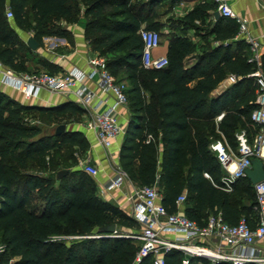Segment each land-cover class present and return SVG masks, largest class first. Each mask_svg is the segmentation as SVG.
<instances>
[{
    "label": "trees",
    "instance_id": "1",
    "mask_svg": "<svg viewBox=\"0 0 264 264\" xmlns=\"http://www.w3.org/2000/svg\"><path fill=\"white\" fill-rule=\"evenodd\" d=\"M82 1L87 44L104 58L116 81H127L130 117L119 150L120 170L139 187L154 186L169 213L177 211L175 201L185 189V203L198 211H219L225 222L234 224L228 217L236 218L240 211L231 193L213 184L219 182L221 171L209 144L223 135L235 149L237 132L243 130L251 140L264 127L250 118L258 106L256 85L249 76L258 68L264 76V54L259 66L249 62L248 44L236 37L237 23L232 18L213 19L207 12L216 10L212 2L165 24L156 11L161 0ZM6 8L12 11L11 21L33 31L37 42L65 32L63 25L46 31L53 18L68 24L78 21L76 0H0V61L16 72L31 71L25 69V45L11 27ZM29 14L33 23H27ZM142 28L167 37L165 67L142 66ZM188 30H201L199 43L186 34ZM228 75L235 81L212 96ZM222 109L225 115L217 134L214 118ZM82 112L73 103L50 108L20 104L0 91V264H152L151 256L134 261L140 244L128 235L140 225L133 216L97 195L93 177L77 167L73 152L68 158L72 164L61 163L63 149H86L83 135L41 134L40 127L25 117L38 113L59 123ZM34 163L40 168H32ZM62 169L69 172L58 177ZM243 181L242 186L234 184L233 192L236 197L244 193L254 207L255 195ZM185 215L204 223L205 215L192 208ZM110 224L114 232L99 231ZM181 257L180 251L171 250L164 264H181ZM199 260L191 258L188 264H210Z\"/></svg>",
    "mask_w": 264,
    "mask_h": 264
},
{
    "label": "built area",
    "instance_id": "2",
    "mask_svg": "<svg viewBox=\"0 0 264 264\" xmlns=\"http://www.w3.org/2000/svg\"><path fill=\"white\" fill-rule=\"evenodd\" d=\"M221 17L232 18L238 25L237 38H244L250 45L249 62L259 66V43L247 35V21L239 17L233 10L231 0H210ZM5 15L11 18L12 11L6 8ZM142 40L141 64L144 68L160 69L167 65L166 56L155 57L153 50L161 43L158 31L142 28L139 31ZM88 72L73 68L57 73L45 71L16 72L6 67L0 61V85H7L21 93L25 100L37 98L41 90L51 93H71L82 105H90L94 93L83 84L85 79L94 76L98 78L101 93H110L113 102L103 110L92 107L90 128L94 130L97 142L108 149L123 133L118 121L117 108L127 102L123 82L115 80L105 66L103 57H95L89 61ZM249 76L253 77L255 89L254 103L257 109L251 112L253 122L264 125V76L260 68ZM229 81L234 82L235 76L230 75ZM98 106V105H97ZM225 113L221 112L214 118L218 124ZM150 138V136H149ZM236 148L232 149L226 141L215 140L209 144L216 161L224 170V174L215 187L230 192L237 179L245 177V169L250 167L252 158L261 159L264 164V127H261L251 140L241 130L235 134ZM80 169L91 177H96L99 170L88 162L80 164ZM124 173L119 171L108 180L106 189L118 188L123 183ZM204 176L211 180L205 172ZM255 195L254 209L258 222L251 227L245 217L236 223L225 222L220 213L210 214L203 225L188 218L181 212L169 213L161 203L160 195L154 186L139 187L135 191L138 203L133 209L132 216L140 225V229L128 235L137 241L140 248L135 255V263L146 256L152 257V264H164L165 254L171 250L182 253L181 264H188L191 258L207 260L210 264L230 262L232 264H264V180L252 185ZM185 195L180 194L175 203L180 206ZM0 246V262L1 252Z\"/></svg>",
    "mask_w": 264,
    "mask_h": 264
},
{
    "label": "crops",
    "instance_id": "3",
    "mask_svg": "<svg viewBox=\"0 0 264 264\" xmlns=\"http://www.w3.org/2000/svg\"><path fill=\"white\" fill-rule=\"evenodd\" d=\"M170 1L171 0H161L160 4L170 3ZM210 2L212 1L176 0L175 3H173V5L170 7V11L173 15L180 18L191 11L195 6ZM230 3L235 13L239 17L247 21V35L255 39L259 43L258 53L261 58V56L264 54V0H231ZM207 12L209 13V15L212 14L213 17V10H208ZM10 25L16 32L23 45H26L27 47L25 52L26 58L28 60L24 64L26 71H45L57 73L77 68L82 71L88 72L90 70L89 61L99 56L87 44L84 36V26L82 22L73 24L64 22V24L62 25L65 32H63L62 34L42 36V41L37 42L38 47L34 50L30 49L26 44V41L28 37L31 36V33H29L28 31H23L13 22H10ZM162 38L163 39L161 40L160 45L153 50V55L155 57L166 56L167 37ZM239 39H243L246 42L244 38ZM247 44L249 46L247 48V54L249 53L250 56V45L249 43ZM229 76L230 75H228L211 93L212 96L218 95L232 83L229 81ZM123 83L127 84V81H123ZM83 84L94 93V99L90 105L80 104L71 93H51L46 90H41L37 98L25 100L20 92L12 89L7 85H0V91L14 101L24 105L50 108L67 103H73L79 106L83 110L81 114L71 115V117H69L66 122H59L60 125L63 124L65 126L64 131L80 132L86 139L87 147L85 150L76 151L74 149L73 151V155L77 160V167L80 168V164L84 162H88L91 165L95 166L99 170L98 175L93 178L96 185L97 195L104 201L111 202L129 215H132L134 207L139 202L137 197L135 196V191L137 188H139V186L132 183L124 175L123 183L120 187L111 189L105 188L108 180L114 177L119 171H121L119 168V150L123 141V133L130 117L129 109L127 107V104L119 106L117 108L116 112L118 121L121 124L123 133L113 142L110 148L106 149L102 147L97 142L94 130L90 128L91 114L93 111L92 107L96 106L97 110H103L113 102V97L110 93L100 92L97 76H94L91 79H85L83 81ZM146 96H148L147 93ZM221 112L225 113V109H222L219 113ZM59 123H53L52 126L54 128L52 132H49L48 134L54 133ZM191 129L192 133H194V127H192ZM215 132L217 134L219 133L217 131L216 124ZM215 140H221L223 142L226 141L223 135H221L217 139H212L211 142ZM220 171L222 176L224 174V170L221 167ZM244 179L248 181L245 177H243L237 179L235 183H237L239 186H242L244 185ZM249 184L253 191V184H251L250 182ZM182 193L186 197L185 189L182 190L181 194ZM229 193H231L232 204L237 207L240 212L236 218H231L229 216L228 219H231L232 221L228 222L236 223L241 217H245L249 225L251 227H255L258 222V215L254 207H251L254 201L251 202L244 193L241 195V197H236V194L233 192V190ZM176 207L177 211L183 213L184 215L187 208L194 209L195 212H198L202 216L205 215V218L202 219V222L204 223L210 214H214V211L208 212L207 209L198 211L195 207H193V205L185 203V200L181 203L180 206ZM215 213L220 212L216 211Z\"/></svg>",
    "mask_w": 264,
    "mask_h": 264
},
{
    "label": "rangeland",
    "instance_id": "4",
    "mask_svg": "<svg viewBox=\"0 0 264 264\" xmlns=\"http://www.w3.org/2000/svg\"><path fill=\"white\" fill-rule=\"evenodd\" d=\"M76 1L78 2V14H77L78 21H77V23H81V22H83V18H82L83 1L82 0H76ZM170 9H171L170 8V3H162L156 8V11H157V13L159 15V19H160L161 22H163L165 24H170L171 21H172V23L175 21L174 19H178V17H176L175 15H173L171 13ZM8 19L10 20V22H12L11 18H8ZM30 22L33 23L32 19H31V16L29 14L28 19H27V23H30ZM64 22L65 21H63V20H60V19H57V18H53L52 20H50V22L47 23L46 31H48V29H55V27H58L59 25L64 24ZM203 24H206V23H203ZM165 27H168V25L165 26ZM173 30L174 31H178V29L176 27H174ZM23 31H26V30H23ZM199 31H201V30H195V31L194 30H188L186 32V34L193 41H195L196 43H199V41H200V36L198 35ZM28 32L31 33V36L34 35L33 31H28ZM162 39L163 38L161 37V40ZM40 40L42 41L41 37H40ZM203 43L205 44L206 42L204 41ZM24 48L26 50V45L24 46ZM24 53H26V52H24ZM125 86L127 87V84H125ZM25 117L30 123L35 124V125L40 127L41 134H47L49 132H52V130L54 128L52 126L54 122L49 117H47L46 115H41V114H38V113H30V114L26 115ZM71 152H73V149H70V148L63 149L62 159H61V163L63 165L72 164V163H70L68 161V158H69ZM31 167L35 168V169H39L40 168L35 163Z\"/></svg>",
    "mask_w": 264,
    "mask_h": 264
},
{
    "label": "water",
    "instance_id": "5",
    "mask_svg": "<svg viewBox=\"0 0 264 264\" xmlns=\"http://www.w3.org/2000/svg\"><path fill=\"white\" fill-rule=\"evenodd\" d=\"M213 17L214 19H218L220 18V14L218 11H214L213 13ZM27 46L34 50L38 47V43L37 41L32 37H28L27 41H26ZM65 130V126L63 124L58 125L57 128L55 129L54 134L58 135L62 132H64ZM69 172L68 169H62L60 171H58L57 176H63L65 174H67ZM245 178L251 183L254 184L256 182H259L261 180H264V164L262 162L261 159L258 158H252L251 162H250V167L245 169ZM100 232H109L112 233L115 231V225L114 224H110L104 228H101L99 230Z\"/></svg>",
    "mask_w": 264,
    "mask_h": 264
}]
</instances>
